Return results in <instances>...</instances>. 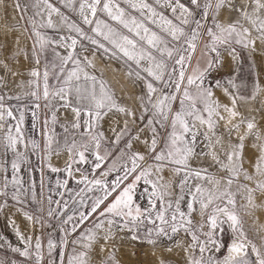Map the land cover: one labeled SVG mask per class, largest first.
<instances>
[{
    "label": "snow or ice",
    "instance_id": "6c2138e0",
    "mask_svg": "<svg viewBox=\"0 0 264 264\" xmlns=\"http://www.w3.org/2000/svg\"><path fill=\"white\" fill-rule=\"evenodd\" d=\"M60 4L77 12L80 22L52 0H12L13 22L0 23V211L21 242L12 251L30 264H119L116 241L124 235L155 254L165 239L184 233L166 249L185 253L184 264H264V222L257 216L264 213V87L257 81L242 95L233 78L206 83L225 56L239 65L238 48L249 58L264 55V0ZM6 5L0 0V8ZM97 53L121 64L132 86L120 87L131 92L127 100L103 72L97 75ZM213 88L222 89L228 103ZM26 110L33 128L39 110L50 114L41 129L43 146L23 128ZM58 123L63 146L53 128ZM61 149L67 153L64 168L47 167L76 181L72 206L49 194L37 201L39 215L25 211L26 192L36 199L21 176L30 153L43 151L50 160ZM68 178L56 184L73 192ZM9 201L19 205L23 229L8 216ZM244 216L254 218L259 245L248 238ZM47 218L57 220L58 238L36 234ZM225 223L234 236L227 255L217 259L223 245L215 233ZM206 226L202 240L198 232Z\"/></svg>",
    "mask_w": 264,
    "mask_h": 264
},
{
    "label": "rangeland",
    "instance_id": "374dc122",
    "mask_svg": "<svg viewBox=\"0 0 264 264\" xmlns=\"http://www.w3.org/2000/svg\"><path fill=\"white\" fill-rule=\"evenodd\" d=\"M52 2L57 6L60 7L63 12H65L66 15H69L71 19L80 22V18L77 12H72L71 9H66L63 5L60 4V0H52ZM12 0H7L6 7L0 8V23L13 22V17L15 16V13L12 10ZM103 18V17H102ZM55 19V14H54ZM209 23L211 21L209 20ZM83 27L87 30L89 26L83 25ZM48 35L54 36L56 33L52 30H47ZM9 47H14V45L11 43L12 37L9 36ZM22 45L27 44L30 46L31 41H23ZM83 43L87 44V41H83ZM238 52L240 54V63L239 65L233 64V62L225 56V64L222 68H219L211 73L210 76L207 77L206 83L208 85H213L215 80H221L222 82L228 78L235 79V82L240 85V94L242 95H248L251 93L253 86L259 82V84L264 87V55H261L257 53L254 57L249 58V54L247 50H241L238 48ZM197 56L200 55L199 50L197 51ZM51 54H48V59L50 60ZM193 64H195V61H193ZM96 66H97V75H99L100 72H103L104 78L107 79L113 87L117 90L118 95H123L124 99L127 100L128 96L131 94V92H120V87L124 84H127L129 89L132 88V86L129 84L127 79L124 77V69L121 67L120 63H115L109 59L107 55L101 56L99 53H97L96 57ZM27 65H25V79L27 78ZM20 91V90H17ZM133 91L138 93L140 91L139 87H136ZM193 91H195L193 89ZM215 97L218 98L222 103H228V98L222 94V89L213 88ZM232 91H236V89H232ZM264 98V97H261ZM23 103H28V100L25 98ZM12 104H17V101L12 100L10 101ZM257 107H259V99L256 104ZM175 108H179V102L177 101L174 104ZM49 116V122H50V114H47L44 110L38 111V119L35 121L36 127L33 128V118L31 115V111L26 110L25 111V121L23 124V128L28 135L29 138H34L37 140L38 143L43 146V136L41 135V129L43 127V120L45 117ZM260 115L264 116V112H262ZM62 122V121H61ZM221 122L220 130L223 131ZM104 129H107L108 122L106 121L104 123ZM55 135L57 139H59L61 146H63V130L59 126V123L56 125H53ZM235 136V133H233V137ZM248 155H251V152H248ZM8 156L11 157V153H8ZM67 159V153L64 152L62 149L60 150L59 155H53L51 156L50 160L48 157L44 155L43 151L37 150L36 152L30 153V158L28 163H26L22 167L21 176L23 180L25 181L24 188L29 189L30 185L32 189L36 193V199L33 200L31 198V191L26 192V195L24 197L25 204H24V210L29 211L30 213H34L39 215L40 214V208L41 204L38 203L41 199V196L47 197L48 193L53 196L54 199H60V200H69V206H72V202L70 200V197L74 195L75 191H78V187L76 184V181L74 179L68 178L67 174L62 179L68 178V188H71L73 192H68L64 187H60L56 184V180L60 179L61 176H58V173H52L51 170L47 167V164L50 162L54 167H58L63 169L65 166V161ZM29 168H31V171H29ZM43 169V172L41 171ZM102 170V169H101ZM97 171V174L99 171ZM11 172L10 164H9V173ZM51 174V178L49 180L50 182V189H52V192L50 193L48 191L47 182H48V176ZM58 176V177H56ZM41 180H43L44 187L41 189ZM58 188H61V192H64L65 195L61 197L58 194ZM239 202V201H238ZM10 205L12 207L8 211V216L11 219H16L17 224L23 229L25 227V222L22 213H18L16 209L19 207L15 202L9 201ZM143 203V202H141ZM43 207L46 211L48 205L46 200L43 203ZM208 211H211V208L208 209ZM257 216H260L261 222H264V213L257 212ZM6 214L3 211H0V237L3 239H0V244L3 245V247H0V261H3L4 264H11L12 261H15L16 264H30L29 258L22 257L18 253H14L12 251L13 247L21 246V242L18 240V238L15 235V231L12 228L11 223H6ZM194 220L197 219L194 215ZM48 223L41 229L39 226H37L36 234L42 235L43 237H47L49 233L53 235L54 238H58V236L62 235V233L59 232L58 228V222L55 219L47 218ZM253 217L251 216H244L243 217V227L245 232L248 235V238L256 242L258 245L261 243L260 236L254 231V224H253ZM83 227V226H82ZM27 228L29 230V234H31L32 224L30 222H27ZM78 232L74 235L79 234ZM207 231V226L200 230L198 234L200 235V238L203 240L204 235L203 232ZM264 235V233H261ZM184 233H181L180 236H176L173 238V240H167L165 239L161 245V247L156 250L155 254H153V249L147 245L146 243L138 240H132L130 235H124L122 240L116 241V259L119 261V264H156V260L158 257L166 258V264H184V256L185 253L183 252H173L168 253L166 249L168 247H172L175 243V240L180 239L182 236H184ZM216 238L219 243H221L223 246L221 247V250L219 252H215V256L217 259H223V253L224 250L231 240L233 238L234 233L229 228V225L225 223L221 229L217 230ZM190 239V237H187ZM196 255L198 256L199 253L197 251ZM250 259L254 260L255 256L254 254H250ZM100 257H97V260H99Z\"/></svg>",
    "mask_w": 264,
    "mask_h": 264
},
{
    "label": "flooded vegetation",
    "instance_id": "af4514ba",
    "mask_svg": "<svg viewBox=\"0 0 264 264\" xmlns=\"http://www.w3.org/2000/svg\"><path fill=\"white\" fill-rule=\"evenodd\" d=\"M57 175H58V176H61V178H60L61 180H62L63 177L66 176V174H65L64 172H60V173H58ZM58 176H56V177H58ZM50 178H51V174H50ZM49 180H50V179H49ZM50 185H51L50 182H49V185H48V183H47L48 191H49V189H50ZM61 190H62L61 188H58V191H59V192H61ZM59 192H58V193H59ZM48 195H49V193H48ZM231 243H232V240H231L230 244H229V243L227 244V246H230ZM227 246H226V248H225V250H224L223 256L227 255V249H228Z\"/></svg>",
    "mask_w": 264,
    "mask_h": 264
},
{
    "label": "water",
    "instance_id": "95a60500",
    "mask_svg": "<svg viewBox=\"0 0 264 264\" xmlns=\"http://www.w3.org/2000/svg\"><path fill=\"white\" fill-rule=\"evenodd\" d=\"M49 179H50V175L48 176V185H49ZM231 240H232V238H231ZM231 240L229 241V244H230V242H231ZM227 248H228V246H227Z\"/></svg>",
    "mask_w": 264,
    "mask_h": 264
},
{
    "label": "bare ground",
    "instance_id": "6f19581e",
    "mask_svg": "<svg viewBox=\"0 0 264 264\" xmlns=\"http://www.w3.org/2000/svg\"><path fill=\"white\" fill-rule=\"evenodd\" d=\"M233 239V238H232Z\"/></svg>",
    "mask_w": 264,
    "mask_h": 264
}]
</instances>
